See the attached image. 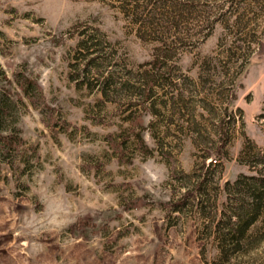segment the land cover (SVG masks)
<instances>
[{"label": "rangeland", "instance_id": "obj_1", "mask_svg": "<svg viewBox=\"0 0 264 264\" xmlns=\"http://www.w3.org/2000/svg\"><path fill=\"white\" fill-rule=\"evenodd\" d=\"M0 106V264H264V0H0Z\"/></svg>", "mask_w": 264, "mask_h": 264}, {"label": "trees", "instance_id": "obj_2", "mask_svg": "<svg viewBox=\"0 0 264 264\" xmlns=\"http://www.w3.org/2000/svg\"><path fill=\"white\" fill-rule=\"evenodd\" d=\"M158 56H156L155 58H154V61L152 62V64H156V61L158 60ZM93 60V59H92ZM154 81H155V79H149V80H147L145 83H144V88H146L147 87V90L145 91V89H144V93H143V97H144V99H147V98H149V88H151V86L154 84ZM25 82H26V84L27 85H31L33 82L31 81V80H24L22 83H20L19 84V87H21L25 92H26V89H25V87H24V84H25ZM98 82V81H97ZM100 85V84H99ZM0 108H1V106H0ZM1 110V109H0ZM0 140L3 142V143H6V142H8V141H10V139H9V136H6V137H0ZM254 182H259V183H262L263 182V179H256V180H254ZM247 183V186H246V188H248L249 190L250 189H252L253 188V185H255V183ZM253 197L254 198H252V201H251V199L249 200V202H247V201H245V200H240L239 202H240V206L238 205V207L235 209L234 208V214L233 215H235V216H240V209L242 208H250V205H252L253 206V208H255V206L257 207V202H258V200H259V198H260V196L259 195H253ZM228 218H230L229 219V221H228V228H226V230H227V233L226 234H231L232 236H233V234H235V235H237L238 233H240L242 230L240 229L239 231L238 230H236V226H235V222H233V221H231V215L230 216H228ZM250 219H251V217H250ZM244 223L245 224H248L249 223V221L248 220H246V222L244 221Z\"/></svg>", "mask_w": 264, "mask_h": 264}]
</instances>
